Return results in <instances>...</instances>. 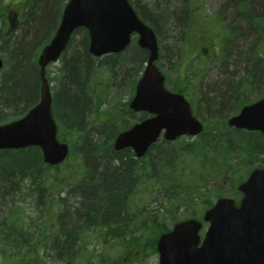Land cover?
I'll return each mask as SVG.
<instances>
[{"label": "trees", "instance_id": "16d2710c", "mask_svg": "<svg viewBox=\"0 0 264 264\" xmlns=\"http://www.w3.org/2000/svg\"><path fill=\"white\" fill-rule=\"evenodd\" d=\"M67 1L31 2L21 38L6 44L12 63L0 84L1 123L22 117L39 102L38 56L55 34ZM135 7L159 35L161 18L138 2ZM188 12L185 8L177 15L179 27H185ZM80 34L82 38L77 42ZM88 47L87 31L78 29L60 59L59 77H49L50 82H55L53 114L59 127V139L71 147L67 162L56 167L46 165L38 147L0 151V217H4L0 219V244L5 260L16 252L21 264H47L50 243H60V256H66L76 251L81 236L89 238L92 232L103 244L122 246L132 251L135 261L144 260L157 253L159 236L170 230L168 223L178 221L176 215L169 212V206L177 208L184 198L192 199L190 192L200 186L194 172L188 171L195 151L202 150L205 162L207 160L211 166L216 159L215 155L209 156L211 147L222 154H228L235 147L230 140L206 141L201 138L204 146L161 141L153 145L143 159H137L130 149L115 151V137L131 126L132 113L128 103L117 101L114 106L110 92L114 87L116 91L120 89V94H133L148 53L140 49L135 40L123 53L101 59L93 57ZM242 61L235 64L240 69L250 62V58ZM252 70L255 80L264 78V66L260 62ZM112 78L120 83L113 85ZM224 88L216 90L218 97L213 101L216 108L229 101ZM235 90L231 88L232 92ZM103 104L107 108L101 113ZM116 106L119 107L116 109ZM95 113L103 114L105 118H95ZM245 134L247 148L244 150L250 159L246 161L247 171L240 175L237 184L247 178L252 160L264 153L263 140ZM62 167L66 169L59 173ZM258 167L264 169V164ZM52 170L67 177L57 176L52 180ZM77 174L78 180L71 182ZM187 182L190 189L186 190ZM149 186L165 191L160 207L152 210L140 207L138 203L139 192ZM70 187L73 202L60 197L62 190ZM202 195L199 197L204 201ZM234 197L236 200L240 197L237 190ZM27 199L34 211L28 215L20 205ZM204 204L208 209L213 201Z\"/></svg>", "mask_w": 264, "mask_h": 264}, {"label": "water", "instance_id": "95a60500", "mask_svg": "<svg viewBox=\"0 0 264 264\" xmlns=\"http://www.w3.org/2000/svg\"><path fill=\"white\" fill-rule=\"evenodd\" d=\"M80 27L88 30L89 52L95 57L124 51L133 34L139 36L138 45L149 52L131 108L155 116L121 133L115 141L116 150L132 148L137 157H143L163 130L168 141L202 132L203 126L187 100L166 90L164 76L156 66L159 47L155 32L139 19L129 1L70 0L54 38L39 58L40 103L22 119L0 126V150L38 146L44 162L52 166L67 158L68 145L57 139L45 69L61 56ZM2 66L0 58V69ZM229 125L264 134V99L244 107ZM239 191L243 193L239 205L231 198H221L205 213L204 220L210 226L201 246L203 224L196 219L180 222L161 235L157 244L159 264H264V170L255 169Z\"/></svg>", "mask_w": 264, "mask_h": 264}, {"label": "rangeland", "instance_id": "374dc122", "mask_svg": "<svg viewBox=\"0 0 264 264\" xmlns=\"http://www.w3.org/2000/svg\"><path fill=\"white\" fill-rule=\"evenodd\" d=\"M22 1L23 0H0V55L7 62L6 71H9L10 64L12 63L9 51L6 49V44L14 40L16 41L17 37L19 39L23 34L24 24L19 25L20 22L24 20L22 14ZM134 1L148 8L153 15L161 18L158 21L160 25L157 26L159 28L163 54L161 64L167 75V85L169 88H186L189 97L192 99L194 112L197 113L198 118L207 127V132L202 139L206 141L230 140L233 146H235L228 154H222L218 151L214 152L211 147L208 151L211 152L209 156L214 157L215 155L216 157L214 161L215 164H213L212 160H209L212 162L211 166L207 160L205 162V153L203 154L202 150L195 151V156L189 162L188 165L190 167L188 171L194 172V178L199 181L198 183H200V186L190 192L192 199L184 198L183 203L180 206L177 205V208L169 206V212L172 211L178 220L191 218L194 214L199 217L200 214L203 215L205 211L204 203L208 200L215 202L217 198H219L218 196L235 198L237 181L240 175L244 174L248 169L246 161L250 158L244 150V148H247L246 143L238 135H233L228 139V137H225L222 133V128H224L223 122L235 114L236 110H238L241 105L250 100L255 101L256 98H259L257 94L253 95L247 93V96L241 95L239 99L236 100L237 95L234 99V93L231 91V87L228 86V79L231 78V74L225 75V70H230V72L239 70L238 66L234 64V61L235 63H239L241 58H249L248 51H250L249 48L253 47L254 42L237 40L235 41L236 47H233L228 25L233 22L232 15L234 16V13L230 12L232 15L230 13L227 14L228 8H230L229 6L233 3V0H189L191 6L193 5L192 7L194 8L192 12L200 11L201 13L198 14L196 20L194 18L188 20L187 15L189 14H187L185 17L186 20L184 19V22H186L185 27H179L177 25V15L185 11V8L188 7V0ZM246 3L256 9L259 15L264 18V0H246ZM255 4L257 7H255ZM181 20L183 21V19ZM189 22L190 26L187 28ZM207 26L211 27L212 31L204 29ZM239 31L245 32V27L242 30L237 29V32ZM184 33L186 34L183 40ZM81 38V34L78 35L76 38L77 42L80 41ZM262 46L264 47V44ZM205 50H207L206 53H204ZM249 63L248 66L250 70L251 63L253 62ZM60 67V62L49 66L48 71L52 78L59 77L60 72L58 70ZM192 70L199 74L202 85H200L201 81L199 85L196 84L194 86H187L185 84L188 72ZM104 77L105 76H103V78ZM2 78L3 74H0V84H2ZM235 78L236 77H234L233 80H236ZM52 85L54 86L55 83L53 82ZM223 86L225 87L223 89L224 92L228 93L227 97H229V104H226L223 109L222 107L216 108L213 102L214 99L218 97L216 90ZM235 103L236 105H234ZM97 116L99 115L95 113V118H97ZM229 131L231 135V130L225 132ZM260 140L262 141L263 139ZM183 141L184 143L192 145L198 144L204 146V141L199 137L183 138L180 143ZM258 155L259 156L256 158L257 160H252V169L260 164H264V153ZM65 169V167H62L59 173ZM59 173L52 170L50 179L53 180L57 176L58 178H62V176L65 178L67 177ZM78 178L79 176L77 174L76 178H72L71 182H75V179L78 180ZM187 189H190L189 182L186 183V190ZM71 191V187L68 188V190H62L60 197H66L71 201L73 198V193ZM164 192L163 189L153 188L151 186L144 188L138 194V203L140 207H146L148 210L160 207V201L163 199ZM200 195H202L204 201L199 197ZM73 201L74 200H72V202ZM20 205L23 209H26L27 215L34 212L33 208L29 205L28 199L26 203L23 202ZM200 218L202 219V217ZM168 225L171 227L172 222L168 223ZM207 227L208 225L205 224L201 236H204ZM146 234L149 235V233ZM94 235L95 233L92 232L88 241L83 238L81 241L77 242L75 250L80 254L82 253L80 264L86 261L84 256L87 253L91 254L88 264H110L108 261L112 259L115 261V264L159 263L158 254H152L144 258V260L135 261L131 251L119 245L111 249L109 245H103L96 238H93ZM1 249L2 243L0 244V264H6L1 257ZM12 253L14 254L16 252ZM65 257H67V255ZM119 260L121 262H118ZM46 262L48 264H66L60 262L56 257L52 261L50 258H47ZM85 264L87 263L85 262Z\"/></svg>", "mask_w": 264, "mask_h": 264}, {"label": "flooded vegetation", "instance_id": "af4514ba", "mask_svg": "<svg viewBox=\"0 0 264 264\" xmlns=\"http://www.w3.org/2000/svg\"><path fill=\"white\" fill-rule=\"evenodd\" d=\"M242 3H246V0H233V3L230 4V8H228L227 14L234 13V16L232 15L233 22L228 25V28H230V36L233 42V47L235 46V41L240 40V41H251L254 42L253 47L249 48L250 51H248V56H250V62L251 63V69L249 70V64L250 63H245V67L236 71L230 72V70H225V75H228L229 73L231 74V78L228 80V86L231 88L236 89L233 91V96L236 100L239 99L241 95L247 96V93L251 94H257L259 98H256L255 100H259L262 97H264V78H261L259 80H255L254 78V69L255 65L257 62H260L264 66V47L262 46L264 44V22H263V17L259 15L256 9L252 8L250 5L248 6H243L241 5ZM190 10L194 11V8H190ZM246 9L249 14H246ZM201 12H190L189 17L194 18L195 20L197 19L198 14ZM228 18V17H227ZM243 27H241V26ZM245 27V32L239 31L242 30ZM216 40V39H215ZM214 40V41H215ZM230 47V46H229ZM217 50V49H216ZM207 50H205L204 53H206ZM242 57V56H240ZM243 59V58H241ZM240 59L239 62L243 61ZM247 59V58H246ZM234 64L235 61H234ZM236 76H234V75ZM236 77V80H233V78ZM183 89V88H182ZM173 92H182L180 91L181 89H175L171 88ZM258 91V92H257ZM185 94V93H184ZM250 102H252L250 100ZM229 103H225L222 106V109L225 108V105ZM236 105V103L234 104Z\"/></svg>", "mask_w": 264, "mask_h": 264}]
</instances>
